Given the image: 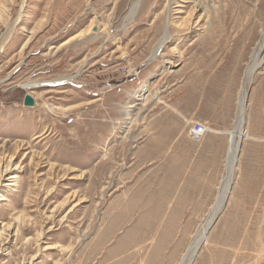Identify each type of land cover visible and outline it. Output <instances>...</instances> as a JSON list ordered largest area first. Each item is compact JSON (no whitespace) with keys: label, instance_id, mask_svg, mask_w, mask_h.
Returning <instances> with one entry per match:
<instances>
[{"label":"rangeland","instance_id":"374dc122","mask_svg":"<svg viewBox=\"0 0 264 264\" xmlns=\"http://www.w3.org/2000/svg\"><path fill=\"white\" fill-rule=\"evenodd\" d=\"M263 30L264 0H0V264H264Z\"/></svg>","mask_w":264,"mask_h":264},{"label":"bare ground","instance_id":"6f19581e","mask_svg":"<svg viewBox=\"0 0 264 264\" xmlns=\"http://www.w3.org/2000/svg\"><path fill=\"white\" fill-rule=\"evenodd\" d=\"M202 5V2H200V1H197V2H194V7H193V11H195L196 12V10H198V8L200 7ZM137 6H138V4H136L134 7H133V9H134V12L136 11V9H137ZM133 12V13H134ZM76 38V37H75ZM74 38V39H75ZM169 39V37L166 35V37H165V39L163 40V42H162V45L161 46H163L164 45V43H165V41H167ZM69 43V42H68ZM263 51H264V30L262 31V35H261V40H260V42L258 43V45H257V48L255 49V51H254V53H253V57H252V60H251V62L249 63V65H248V67H247V71H246V81H245V84H247V82L249 81V79L250 78H252V76L254 75V74H256L258 71H259V69H260V67L261 66H263L262 64H264V59H262V53H263ZM69 81H72L71 79H69ZM245 84H244V86H245ZM27 86V88H33L34 87V85L33 84H30V85H26ZM242 94L240 95V102H239V115H238V121H237V125H236V128H235V130H234V137H233V142H232V144H233V147H232V150H231V154H230V160H229V169H234V167H235V157H236V153H237V150H238V145H239V141H240V138H241V136H242V130H241V128H240V125H241V121H242V117H243V113H244V110H245V100H244V98H245V94H246V91H245V88H243V90H242V92H241ZM130 116V115H129ZM204 140V139H203ZM202 140V141H203ZM201 141V142H202ZM7 168V167H6ZM9 168H7L5 171H3V172H1V175H0V184H1V182L3 181V180H5L6 179V177L8 176V175H11V174H9ZM17 179L14 177V176H11V177H9L6 181L7 182H9V183H7V187H14L15 185H16V181ZM0 187H2V186H0ZM228 188H229V185L228 184H226V186H225V191H227L228 190ZM230 189V188H229ZM5 196V195H4ZM3 202V201H7V199L5 198V197H3L2 196V198L0 199V202ZM225 201V200H224ZM223 201V202H224ZM222 207H223V203H222V206L219 208V210L217 211V213H219V212H221V209H222ZM216 213V214H217ZM216 214H215V216H216ZM214 216V217H215ZM212 222V221H211ZM211 224V223H210ZM209 224V225H210ZM208 225V226H209ZM208 228V227H207ZM207 230V229H206ZM206 232V231H205ZM204 235H205V233L202 235V237L201 238H199L196 242H195V244H194V246H192V248L189 250V252L187 253V257L185 256V258H184V261H185V259L187 258L188 260H189V258H191L195 253H196V251H197V249H198V247H199V245L201 244V241H202V239H203V237H204ZM7 237L8 238H5V239H3V240H0V251L1 250H3V248L6 246V244L8 243V241H9V237H11V236H9V235H7ZM53 248V247H52ZM48 249H51V248H48ZM196 255V254H195ZM187 260V261H188ZM25 263V261L22 263V264H24ZM31 264V263H30Z\"/></svg>","mask_w":264,"mask_h":264},{"label":"water","instance_id":"95a60500","mask_svg":"<svg viewBox=\"0 0 264 264\" xmlns=\"http://www.w3.org/2000/svg\"><path fill=\"white\" fill-rule=\"evenodd\" d=\"M97 31H98V29L95 27V28H94V32H97ZM25 105H26V106H32V105H33V99H32L30 96H27V97H26ZM246 105H247V96H246V100H245V106H246ZM244 126H245V110H244L243 117H242V121H241V125H240V128H241V130L243 131V133H244V135H245ZM244 135L241 136L240 141H239L238 150H237L236 157H235V166H237V163H238V158H239V154H240L241 142H242V140H243ZM226 199H227V196H226V198H225V201H226ZM225 201L223 202V206H224V204H225ZM219 214H220V212L216 214V216L213 218L211 224L208 226V228H207V230H206V232H205V235H204V237H203V239H202V241H201V244H200L198 250H197L196 253H195L196 255L198 254V252H199V250L201 249L202 245L205 243L208 234L210 233V231H211L213 225L215 224L216 220H217L218 217H219ZM196 255H195V256H196Z\"/></svg>","mask_w":264,"mask_h":264},{"label":"built area","instance_id":"2783aa9c","mask_svg":"<svg viewBox=\"0 0 264 264\" xmlns=\"http://www.w3.org/2000/svg\"><path fill=\"white\" fill-rule=\"evenodd\" d=\"M188 135L193 142L200 143L207 135V129L201 123H193Z\"/></svg>","mask_w":264,"mask_h":264}]
</instances>
